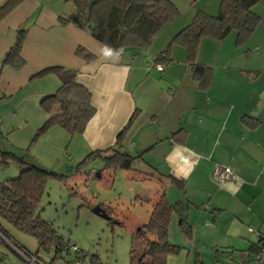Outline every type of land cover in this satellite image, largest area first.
<instances>
[{
	"label": "crops",
	"instance_id": "crops-1",
	"mask_svg": "<svg viewBox=\"0 0 264 264\" xmlns=\"http://www.w3.org/2000/svg\"><path fill=\"white\" fill-rule=\"evenodd\" d=\"M6 1L0 0V6ZM172 1L181 13L148 49H111L112 55L106 54L110 48L93 37L87 27L60 20L61 16L77 17L74 0L20 2L0 19V129L6 135L0 145L17 151L26 149L49 117L40 100L55 92L61 81L54 73L35 79L32 76L51 66L73 68L78 71L77 80L92 94L95 113L82 133L70 136L63 127L53 126L46 132L48 136L52 132L62 140L71 137L67 144L71 154L82 159L91 151L114 145L138 109L122 144L139 155L134 168L160 184L154 187V199L143 197L154 202L165 189L169 199L168 182L173 183L177 189L172 193L174 200L189 203L193 229L189 239L194 245L198 242L196 233L206 228L201 221L214 227L225 218V227L239 238L251 232L249 228L264 232V0L253 7L261 21L245 44L236 43V31L221 41L209 36L201 39L197 61L212 68L205 88L191 72L185 47L173 45L169 62L155 64V58L198 10L216 14L221 0ZM21 27L26 28L21 50L25 64L16 69L5 63L4 57ZM79 47L93 57L85 59L78 53ZM48 145L56 149L45 135L29 154H23L46 167L43 158H48L51 151ZM219 164L231 166L237 179L219 185L215 180ZM19 170L17 164L0 163V182L17 176ZM170 175L184 181V192ZM141 178L136 179L145 180ZM0 224L24 248L45 257L35 237L1 216ZM3 255L6 262L1 259ZM197 258L206 264L199 251ZM5 263L31 264L0 233V264Z\"/></svg>",
	"mask_w": 264,
	"mask_h": 264
},
{
	"label": "trees",
	"instance_id": "trees-1",
	"mask_svg": "<svg viewBox=\"0 0 264 264\" xmlns=\"http://www.w3.org/2000/svg\"><path fill=\"white\" fill-rule=\"evenodd\" d=\"M23 0H7L0 6V19L6 17ZM258 0H221L216 14L198 10L191 22L179 30L171 39L167 48L155 58V64L169 62L171 48L178 44L186 48L187 61L193 76L202 87H207L212 77V68L197 61L200 41L209 36L216 40H224L232 31L237 32L236 43L243 45L258 27L261 17L253 7ZM77 17L61 16L63 23L74 21L87 27L93 37L115 52L127 49H148L153 39L160 34L181 13L172 0H74ZM26 36V28L18 30L15 43L6 52L4 62L20 69L25 64L21 50ZM85 59L91 55L83 47L77 49ZM54 73L61 81L60 87L52 93L44 95L41 106L49 113L48 119L35 131L32 143L21 151L3 148L0 145V163L3 166L17 164L20 168L17 176L0 182V216L17 229L35 237L39 250L52 256L49 260L32 253L17 242L0 224V233L5 236L23 254L37 256L41 264H78L79 259L88 260L89 264H105L97 255H89L72 241L58 233L54 225L42 217L41 200L47 190L50 179L65 180L66 174L59 173L38 164L32 157L23 153L30 152L32 146L53 126H60L71 135L82 133L95 113L90 90L77 80L78 71L65 66H51L36 72L31 79ZM138 109L130 117L128 123L119 132L116 143L106 149L88 153L78 167L95 158L104 161V169L114 171L117 168L132 170L141 179L146 176L136 168L134 162L139 155L130 153L124 148L122 141L127 130L132 126ZM0 129V140L5 138ZM1 142V141H0ZM142 173V174H141ZM179 182L185 191L184 181L170 175ZM137 177V176H136ZM156 198L149 220L143 223L132 234L129 249V264H167L170 255L178 254L181 246L170 240L169 228L175 213L179 216V225L187 238L193 236V229L188 217L189 203L184 200L171 202L162 189ZM145 200L150 198L143 197ZM102 205V204H101ZM110 216L112 209L101 206ZM110 219L112 217L110 216ZM259 238V236H258ZM253 243L250 250L259 244ZM78 246L74 256L68 260L72 245ZM2 261L6 262L3 255ZM7 264V263H5ZM195 264H204L200 258Z\"/></svg>",
	"mask_w": 264,
	"mask_h": 264
},
{
	"label": "rangeland",
	"instance_id": "rangeland-1",
	"mask_svg": "<svg viewBox=\"0 0 264 264\" xmlns=\"http://www.w3.org/2000/svg\"><path fill=\"white\" fill-rule=\"evenodd\" d=\"M45 135L49 143L54 142L56 149L47 146L51 151L46 155L48 158H43V164L66 174L67 178L66 181L49 180L41 200L42 217L50 221L65 240L79 245L89 257L97 255L105 264H129L132 234L149 220L155 202L144 201L141 197L154 199V187H160V184L154 179L138 180L132 170L104 169V161L99 157L78 167L83 158L75 159L71 154L67 145L71 137L62 140L51 132L52 138L45 133L40 139ZM168 186L170 201H176L172 194L177 191L176 186L170 182ZM97 205L112 209L113 220L96 213L93 208ZM200 224L206 228H200L196 233L198 242L194 245L179 227L178 215H174L169 228L170 240L182 249L178 254L170 255L167 264H195L197 251L206 264H239L250 242H258L254 233L246 231L239 238L229 232L225 218L214 227L203 221ZM65 256L72 259L74 249ZM45 258L51 260L52 256L46 253Z\"/></svg>",
	"mask_w": 264,
	"mask_h": 264
},
{
	"label": "built area",
	"instance_id": "built-area-1",
	"mask_svg": "<svg viewBox=\"0 0 264 264\" xmlns=\"http://www.w3.org/2000/svg\"><path fill=\"white\" fill-rule=\"evenodd\" d=\"M237 174L235 170L226 164H219L217 166L216 172H215V180L219 185H222L223 182L226 180H236ZM251 232H254L257 236H259L260 244L255 250H248L245 252V256L240 261L239 264H264V232L256 231L253 228H249ZM74 250H78V246L73 244L72 245ZM23 254V253H22ZM25 258L27 261L31 264H41L38 257L35 256H28L25 255ZM78 264H87L84 260L79 259L77 261Z\"/></svg>",
	"mask_w": 264,
	"mask_h": 264
},
{
	"label": "water",
	"instance_id": "water-1",
	"mask_svg": "<svg viewBox=\"0 0 264 264\" xmlns=\"http://www.w3.org/2000/svg\"><path fill=\"white\" fill-rule=\"evenodd\" d=\"M93 210H94L96 213H98V214H100V215H102V216H104V217L110 218V216L106 213V211H105L100 205L95 206V207L93 208Z\"/></svg>",
	"mask_w": 264,
	"mask_h": 264
},
{
	"label": "clouds",
	"instance_id": "clouds-1",
	"mask_svg": "<svg viewBox=\"0 0 264 264\" xmlns=\"http://www.w3.org/2000/svg\"><path fill=\"white\" fill-rule=\"evenodd\" d=\"M106 54H107V55H112V54H113V52H112V50H111V49H107V50H106ZM117 55H119V53H117Z\"/></svg>",
	"mask_w": 264,
	"mask_h": 264
}]
</instances>
